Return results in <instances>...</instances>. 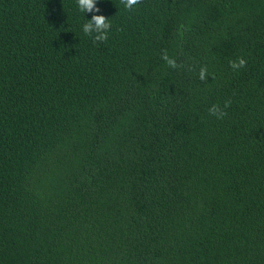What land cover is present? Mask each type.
<instances>
[{"label":"trees","instance_id":"1","mask_svg":"<svg viewBox=\"0 0 264 264\" xmlns=\"http://www.w3.org/2000/svg\"><path fill=\"white\" fill-rule=\"evenodd\" d=\"M96 6L0 0V264H264V0Z\"/></svg>","mask_w":264,"mask_h":264},{"label":"clouds","instance_id":"2","mask_svg":"<svg viewBox=\"0 0 264 264\" xmlns=\"http://www.w3.org/2000/svg\"><path fill=\"white\" fill-rule=\"evenodd\" d=\"M97 2L98 0H77L79 10L83 13H100L101 9L96 6ZM142 2L143 0H120V4L123 5L124 9L127 11H132L137 6L141 5ZM111 27L110 19L106 18L104 15H92V18L87 20L82 26V31L84 34L92 36L94 42H106ZM161 58L165 61L167 66L172 69L184 67L183 65H179L174 58L169 57L166 50L162 53ZM229 65L234 71H238L246 67L247 61L243 57H240L237 60L229 61ZM192 70L191 67L188 68V71ZM198 75L200 81L206 83L209 77L207 67H201ZM230 106L231 101H226L224 108L226 109ZM209 114L216 116L217 119H222L227 115V112L221 109L219 105H213L209 109Z\"/></svg>","mask_w":264,"mask_h":264}]
</instances>
